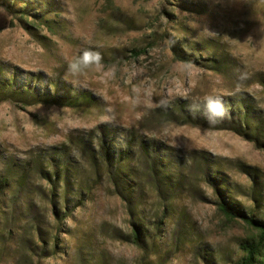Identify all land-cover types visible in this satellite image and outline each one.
I'll list each match as a JSON object with an SVG mask.
<instances>
[{"label":"rangeland","instance_id":"rangeland-1","mask_svg":"<svg viewBox=\"0 0 264 264\" xmlns=\"http://www.w3.org/2000/svg\"><path fill=\"white\" fill-rule=\"evenodd\" d=\"M11 1L0 0V69L6 76L14 71L19 78L40 74L41 84L62 80L67 91H86L97 105L19 107L0 101V174L8 172L12 161L23 164L48 156L54 147L59 152L63 148L66 155L58 156L71 161V189L66 194L62 183L57 205L63 209L65 198L73 197L67 203L73 206V216L60 223V256L38 249L29 258L23 249L14 254L4 235L8 222L2 219L0 264H81L83 256L93 257V264L139 263L142 252L128 240L127 202L106 175L95 176L90 167V153L104 132L115 147L130 143L134 201L147 225L161 218L168 196L145 174L141 140L159 149L179 182L175 199L186 216L165 226L161 263L205 264L198 254L199 247H205L217 259L223 257L222 264H230L245 227L221 222L215 190L204 179L203 169L212 175L219 171L249 212L264 213V138L254 141L229 129L177 124L160 117V112L176 105L207 111L206 97L212 96L221 103L243 98L264 114V0H36L40 13L56 21L54 30L33 24L31 15L20 19L10 9ZM180 46L196 60L179 58L175 50ZM205 50L224 68L206 66L199 58L200 53L207 55ZM85 52L100 53V59L91 55L85 65ZM70 65L78 67L70 70ZM40 187L48 194L46 180ZM80 193L84 203L77 206ZM42 204L32 207L31 220L44 241L52 240L51 205ZM20 205L15 195L6 197L4 208L16 212ZM176 241L178 249L173 246Z\"/></svg>","mask_w":264,"mask_h":264},{"label":"trees","instance_id":"trees-1","mask_svg":"<svg viewBox=\"0 0 264 264\" xmlns=\"http://www.w3.org/2000/svg\"><path fill=\"white\" fill-rule=\"evenodd\" d=\"M9 6L12 11L18 14L20 19L26 20L27 16L31 15L35 18V20H32L33 24L43 23L54 30L56 21L49 17L48 13H40L41 4L38 1L12 0ZM205 51L207 55L202 57L200 53L199 58H204L206 66L216 71L224 68V63L220 62L218 57H215L214 54L209 55L208 50ZM175 53L183 60H196L193 53L185 51L183 46H180L179 49L176 48ZM40 79V74H36L32 78L30 76L19 78V75L14 71L6 76L5 71L0 69V101H9L19 107L47 104L75 109H90L97 105L96 99L86 91L75 94L67 91L60 84L63 82L62 80H51L49 83L41 84ZM262 83H264V80H262ZM52 84L54 85L51 86ZM60 90H64V92H60ZM222 104L226 109V115L215 124H209L207 118L211 114L204 108L196 109L176 105L171 109H163L160 112V117L177 124L229 129L248 140L258 141L260 138H264V114L259 113L258 110L247 104L243 98L225 101ZM106 136L107 134L104 132L96 147L93 148L94 153H90L91 170L95 176L98 172L106 175L109 182L114 186L116 194L127 202L131 229L128 240L142 252L138 264H162L159 259L162 256L160 244L163 241L165 226L173 225L177 220L186 216L175 199L176 195L179 194L177 191L179 182L173 179L167 162H165L164 157H161L163 155H159V149L154 147L152 143L141 140L140 162L143 165L145 174L152 184L160 185L164 194L168 196L167 202L163 203L162 206L161 218L156 219L157 222H154V224L147 225L144 221L142 208L137 206L134 201L130 143L127 142L124 148L115 147L111 140L106 139ZM52 149L53 151L48 156L41 155L39 158L28 160L23 164L12 161L8 172L0 174V214L2 215L0 220L4 219L8 222L7 233H4L6 235L5 240L9 249H12L13 246L14 254L16 249H23V254L27 258L37 254V249L42 253L48 252V254H52L51 256H60L61 250L64 248L61 245L63 241L59 238V232L63 230L60 223L65 218L73 216V206L71 208L67 204L69 199L73 197L65 198L63 209L57 205L56 200V198H59V189L62 183L65 185L66 194L71 189V161L69 157L62 159L67 152L63 148L60 152L58 147ZM59 153L63 156H58ZM97 161L101 162L100 166L96 164ZM213 172L214 175L208 169H203V176L215 190L217 197L216 209L221 217V222L226 226L242 224L245 227L244 234L236 239L235 251L231 255L230 264H264V213L249 212L245 209L243 205L237 202L233 192L230 191L228 183L221 178V173L216 169ZM45 180L48 183V194L44 192V189H40V185ZM37 184L39 187L35 188ZM78 190H81V188ZM255 190L257 188L253 183L251 194L254 200L257 199ZM65 193L64 195H66ZM15 195L22 204L20 210L18 209L21 212L18 210L16 212L8 211L4 208L6 197ZM82 196V193H80L79 198L75 199L77 206L84 203ZM38 198H40L39 201H37ZM44 201H48V204L51 205V218L49 220L52 219V226L55 225L52 240L47 241L43 240L42 231L35 220H31L33 218L32 207L37 204L42 207ZM50 241H52L51 247ZM182 241L185 245L184 238ZM6 243L3 244L5 247ZM173 246L174 249H178L179 242L176 241ZM198 254L202 256L205 264H222L221 262L225 261L223 257L217 259L213 254L207 253L205 247H199ZM82 260L84 261L81 264H93L94 261L93 257L86 256H83Z\"/></svg>","mask_w":264,"mask_h":264},{"label":"clouds","instance_id":"clouds-1","mask_svg":"<svg viewBox=\"0 0 264 264\" xmlns=\"http://www.w3.org/2000/svg\"><path fill=\"white\" fill-rule=\"evenodd\" d=\"M91 55H95L97 59H100V53H90V52H85L82 56V61L86 65L90 59ZM70 70H75L78 65H70ZM207 100V111L211 115L207 118L209 124H215L218 123L220 120L224 118L226 115V109L224 105L220 102L219 99H213L212 96L206 97Z\"/></svg>","mask_w":264,"mask_h":264}]
</instances>
